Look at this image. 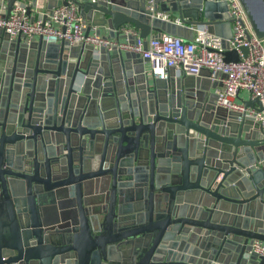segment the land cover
Here are the masks:
<instances>
[{
  "label": "water",
  "instance_id": "1",
  "mask_svg": "<svg viewBox=\"0 0 264 264\" xmlns=\"http://www.w3.org/2000/svg\"><path fill=\"white\" fill-rule=\"evenodd\" d=\"M241 1L264 39V0ZM77 3L86 34L117 44L133 42L129 26L144 40L233 33L225 0ZM144 62L0 30V264H264L252 249L264 242V133L217 106L209 70L161 80Z\"/></svg>",
  "mask_w": 264,
  "mask_h": 264
},
{
  "label": "built area",
  "instance_id": "2",
  "mask_svg": "<svg viewBox=\"0 0 264 264\" xmlns=\"http://www.w3.org/2000/svg\"><path fill=\"white\" fill-rule=\"evenodd\" d=\"M7 1L0 0V30L5 31L12 40L23 37L30 42L34 38L43 37L48 41L104 46L108 49L118 45L120 50L139 54L146 60L149 64L147 74L153 79L167 80L171 72L176 77H197L203 70H209L211 81L218 84L215 89L218 96L217 106L252 118L264 133V39L257 35L241 0H225L229 6L233 32L229 39L214 34L205 25H200L191 27L194 31L191 41L169 34L144 40L141 39L139 31L129 26L121 32L132 37L133 42L127 39V42L119 44L97 35L96 28H92L94 33L86 34L88 23L79 13L77 0H66L67 5L55 8L52 14L42 13L39 18L34 13L45 6L43 2L32 9L31 0H25V5L19 2L6 18L4 10ZM150 10L153 18L173 20L169 13ZM242 48L248 49L247 55ZM232 51L237 52L238 62H226L225 53ZM243 92L249 93V100H259L261 111L258 107H246L244 102L248 100L242 98ZM242 116L239 120L243 119ZM252 249L264 259L263 241L256 240Z\"/></svg>",
  "mask_w": 264,
  "mask_h": 264
},
{
  "label": "crops",
  "instance_id": "3",
  "mask_svg": "<svg viewBox=\"0 0 264 264\" xmlns=\"http://www.w3.org/2000/svg\"><path fill=\"white\" fill-rule=\"evenodd\" d=\"M42 4V3H41ZM45 4V6L43 7V8H39V10H37V11H35V17L36 18H39V16H40V14H45L46 12H47V10H46V8H47V6H46V2L44 3ZM43 4V5H44ZM170 16H171V18L172 19H174L173 17V15L170 13L169 14ZM95 31L94 30H92L91 31V33H94ZM104 33V35H108V32L107 31H105V32H103ZM132 41H133V39H132ZM122 42H127V39L126 40H122ZM123 52H125V51H123ZM144 65H145V67H146V70L148 71V69H149V64L147 63V62H144ZM242 98L244 99V100H249L250 99V95H249V93H247V92H243L242 93ZM71 217H74V213L72 212V211H70V212H67V213H64V214H62V219L63 220H67L68 218H71Z\"/></svg>",
  "mask_w": 264,
  "mask_h": 264
}]
</instances>
